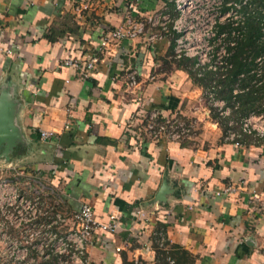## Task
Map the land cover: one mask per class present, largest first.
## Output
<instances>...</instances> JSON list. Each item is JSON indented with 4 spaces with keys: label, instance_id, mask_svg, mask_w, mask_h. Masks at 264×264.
I'll use <instances>...</instances> for the list:
<instances>
[{
    "label": "crops",
    "instance_id": "1",
    "mask_svg": "<svg viewBox=\"0 0 264 264\" xmlns=\"http://www.w3.org/2000/svg\"><path fill=\"white\" fill-rule=\"evenodd\" d=\"M162 1L0 0V46L10 50L0 52L9 143L0 147V178L67 218L82 202L101 221L115 212L116 230L93 234L88 264H121L123 255L152 264L150 238L158 233L191 252L194 264H264V142L224 140L188 74L154 68L169 49L164 38L94 50L121 23L124 4L148 11ZM92 53L98 61L86 77L61 64ZM150 109L194 120L198 129L180 142L152 139L143 130ZM39 130L54 133L41 139ZM227 185L234 192L215 195ZM69 226L68 219L60 231Z\"/></svg>",
    "mask_w": 264,
    "mask_h": 264
},
{
    "label": "built area",
    "instance_id": "2",
    "mask_svg": "<svg viewBox=\"0 0 264 264\" xmlns=\"http://www.w3.org/2000/svg\"><path fill=\"white\" fill-rule=\"evenodd\" d=\"M173 1L176 15L172 19L162 12L163 7L147 11L132 2L124 4L121 23L101 35L95 52L113 51L119 42L137 37L154 42L172 32L171 57L193 59V68L198 75L203 69L216 72L229 68V49L242 36L247 15L244 8L250 7L251 0ZM223 24H228L229 29L218 31L217 27ZM261 30L264 31V19ZM0 52L9 54L10 50L0 46ZM263 59L264 54L255 58L256 67L252 72L256 76L261 74ZM97 61V56L92 53L86 59L64 58L61 64L80 70L81 75L86 77L87 71ZM125 77L130 88L137 86V70L134 67L127 69ZM240 91L236 87L232 89L233 94ZM206 94L212 97V92L207 91ZM222 102L221 99H212V104L220 109L219 113L226 115L228 109L223 107ZM238 129V132L228 129L223 135L224 140L239 147L242 145L236 140L239 134L252 138L264 136V96L261 109L242 116L238 120ZM143 130L152 139L180 142L195 134V121L176 114L161 116L157 109H150L145 113ZM53 133L39 130L41 139ZM234 190L232 185L223 186L215 191V195H229ZM252 193V197L256 198L255 192ZM68 219L70 226L60 231ZM117 219L115 212H110L105 221L97 219L92 207L85 202L80 203L67 218L38 197L23 196L15 186L0 178V264H45L49 260L53 264H88L86 250L93 234L98 230L113 232L117 228ZM158 237L162 241L160 233ZM115 250L118 251L119 247ZM133 262L137 263L138 260L134 258ZM167 264H172V260H167Z\"/></svg>",
    "mask_w": 264,
    "mask_h": 264
},
{
    "label": "trees",
    "instance_id": "3",
    "mask_svg": "<svg viewBox=\"0 0 264 264\" xmlns=\"http://www.w3.org/2000/svg\"><path fill=\"white\" fill-rule=\"evenodd\" d=\"M250 3L249 8H244L247 15L242 36L236 40L234 47L229 49L230 67L224 71L212 72L203 69L198 75V71L193 68V59L187 57L174 59L171 57V49L167 50L164 58H158L161 61L158 70L169 71L175 68L185 71L193 84L202 89V96L209 109V115L221 129L222 135L228 129L238 132V120L247 113L258 112L263 103L264 59L260 76H256L252 71L256 67L255 58L264 54V31L261 30V22L264 19V0H251ZM227 29H229L228 24L217 27L218 31ZM147 48L149 49V47ZM240 74L242 76L239 77ZM234 87L241 91L233 94ZM207 91L212 92V97L207 96ZM212 99L223 101V105L228 108L226 115L219 113L220 109L212 104ZM229 121L230 123H228ZM244 136L250 137L239 134L236 140L241 142ZM252 139L259 143L264 142V136ZM162 227L163 224L159 223L157 228ZM150 239L154 251L152 264H167V260H172V264H194L195 256L179 244L169 243L166 238L160 241L157 234L152 235ZM121 264L150 263L142 259H138V262L134 263L123 255Z\"/></svg>",
    "mask_w": 264,
    "mask_h": 264
},
{
    "label": "rangeland",
    "instance_id": "4",
    "mask_svg": "<svg viewBox=\"0 0 264 264\" xmlns=\"http://www.w3.org/2000/svg\"><path fill=\"white\" fill-rule=\"evenodd\" d=\"M162 7H163V9H162L163 13H166L170 17V19L174 18V16L176 15V12H175V9H174V1L173 0H163L162 3H160L159 6H157V8H162ZM173 36H174V33L169 32V34H167L165 36V38L163 39V41H164L163 43H167V45H169V49L171 48V50H172V44H173V42H172ZM135 39H140V37H137ZM156 48H157V51L160 52V53H163L164 51H166L165 50L166 47L164 45H162L161 43H158L156 45ZM136 58H137V52H135L134 57H131L130 60H129L131 65H133L135 63V59ZM158 62H161V61H158ZM158 62H156V64ZM156 64H154L155 65L154 68H158L157 67L158 65L156 66ZM155 77L156 78H161L162 75H155ZM183 102H185V101H183ZM183 118L186 119V117H183ZM197 129H198L197 124H195V130L197 131Z\"/></svg>",
    "mask_w": 264,
    "mask_h": 264
},
{
    "label": "water",
    "instance_id": "5",
    "mask_svg": "<svg viewBox=\"0 0 264 264\" xmlns=\"http://www.w3.org/2000/svg\"><path fill=\"white\" fill-rule=\"evenodd\" d=\"M6 110V105L4 104V101H0V147L2 146L4 149H7L8 147V140L4 133V131L1 129L3 123H4V113ZM164 185L162 184L161 187L158 189L156 198L160 199L163 192H164Z\"/></svg>",
    "mask_w": 264,
    "mask_h": 264
}]
</instances>
